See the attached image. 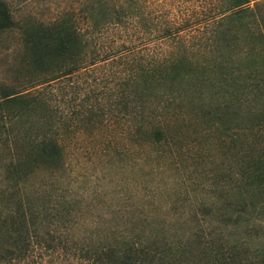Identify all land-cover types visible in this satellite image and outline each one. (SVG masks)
<instances>
[{"label": "trees", "instance_id": "1", "mask_svg": "<svg viewBox=\"0 0 264 264\" xmlns=\"http://www.w3.org/2000/svg\"><path fill=\"white\" fill-rule=\"evenodd\" d=\"M44 1L0 0V42L17 36L31 89L104 59L103 35L142 31L144 63L135 61L126 84H118L115 105L132 136L144 132L155 154L147 158L158 168L162 148L171 159L179 154L176 124L199 110L195 98L204 88L223 96L242 84L240 59L248 62V83L264 86V68L255 62L264 53V0H212L200 16L177 10L186 0H165L162 8L158 0H80L76 11L32 10ZM241 32L255 41L234 49ZM48 93L0 84V264H264V150L224 182L221 196L166 204L151 198L161 190L156 182L144 186L151 196L144 203L108 205L95 215L56 181L70 158L65 122L53 120ZM40 168L49 182L28 183Z\"/></svg>", "mask_w": 264, "mask_h": 264}, {"label": "rangeland", "instance_id": "2", "mask_svg": "<svg viewBox=\"0 0 264 264\" xmlns=\"http://www.w3.org/2000/svg\"><path fill=\"white\" fill-rule=\"evenodd\" d=\"M158 1L162 8L165 0ZM211 4L212 0H186L177 4V10L189 8L194 16H200ZM31 7L34 12L44 14L76 11L80 0H45ZM199 35L190 33L189 41L196 42ZM2 39L0 84L16 90L43 88L44 93L49 92L53 120L60 116L65 122L61 132L70 158V164L56 181L62 187L60 191L77 196L88 213H105L108 205L113 208L117 204H141L151 196L166 204L221 196L224 182L231 184L245 160L264 150V86L254 88L248 83L245 59L239 62L240 86L227 87L223 96L216 88L206 87L195 98L199 110H188L186 119L179 120L173 132L182 145L179 154L171 159L162 148L158 168L147 158L155 154L145 147L144 132L132 136L129 119L115 105L116 89L126 84L125 78L135 61L144 63L142 31L128 27L125 32L103 35L97 41L107 53L104 59L33 89L28 82L30 72L19 65L22 55L17 36L10 33ZM250 40L254 39L244 32L234 41L233 48L238 49ZM5 44L10 46L6 52ZM160 48L156 46L154 50ZM255 57L256 64L263 69L264 53H256ZM191 94L186 87L184 95ZM206 109L211 113L204 116L201 112ZM216 113L221 114L220 119ZM48 182V172L43 168L28 180L33 185ZM156 182L161 190L150 196L144 186ZM178 212L188 210L179 208Z\"/></svg>", "mask_w": 264, "mask_h": 264}]
</instances>
